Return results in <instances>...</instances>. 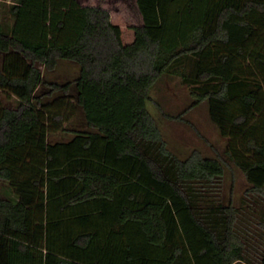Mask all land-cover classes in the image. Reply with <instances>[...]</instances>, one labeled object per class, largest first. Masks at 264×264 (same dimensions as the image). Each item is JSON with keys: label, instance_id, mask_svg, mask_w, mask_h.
Here are the masks:
<instances>
[{"label": "trees", "instance_id": "trees-1", "mask_svg": "<svg viewBox=\"0 0 264 264\" xmlns=\"http://www.w3.org/2000/svg\"><path fill=\"white\" fill-rule=\"evenodd\" d=\"M2 53L0 97L18 104L0 98V178L14 192H0V264H264L238 210L204 191L223 162L179 157L147 105L195 56L205 85L192 93L264 194V0H14ZM64 61L77 74L51 79ZM70 107L85 128L64 124Z\"/></svg>", "mask_w": 264, "mask_h": 264}, {"label": "rangeland", "instance_id": "rangeland-1", "mask_svg": "<svg viewBox=\"0 0 264 264\" xmlns=\"http://www.w3.org/2000/svg\"><path fill=\"white\" fill-rule=\"evenodd\" d=\"M13 2L14 0L0 3V16L2 10H7ZM6 20L10 25L13 23L11 15H8ZM4 55L0 54V67ZM175 66L178 69L183 67L185 72L164 74L150 89L148 108L161 127L169 148L179 157L185 158L198 149L203 155L217 157L223 162L225 174L221 182L218 186L204 191L216 200L217 205L231 204L238 210L237 228L247 241L248 251L251 255H257L264 242V194L249 191L251 183L227 153L229 138L222 135L218 125L211 119L209 100L196 101L197 98L192 93L205 85L196 80V57L187 55ZM77 72L76 64L64 61L57 70L58 79L55 74H51L50 78L64 82ZM0 98L5 105L15 107L18 104V99L13 94H5ZM66 102L75 104L72 98ZM68 112L70 120L64 123L65 125L75 123L78 127H86L85 123L79 120L80 112L77 107H70ZM62 135L59 130L55 138H63ZM0 192L3 196L14 194L9 182L1 178Z\"/></svg>", "mask_w": 264, "mask_h": 264}, {"label": "built area", "instance_id": "built-area-1", "mask_svg": "<svg viewBox=\"0 0 264 264\" xmlns=\"http://www.w3.org/2000/svg\"><path fill=\"white\" fill-rule=\"evenodd\" d=\"M1 2H12V0H0V3Z\"/></svg>", "mask_w": 264, "mask_h": 264}]
</instances>
